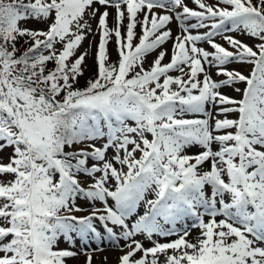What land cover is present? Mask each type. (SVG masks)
Returning <instances> with one entry per match:
<instances>
[{"label":"snow or ice","instance_id":"obj_1","mask_svg":"<svg viewBox=\"0 0 264 264\" xmlns=\"http://www.w3.org/2000/svg\"><path fill=\"white\" fill-rule=\"evenodd\" d=\"M105 245L264 264V0H0V264Z\"/></svg>","mask_w":264,"mask_h":264},{"label":"rangeland","instance_id":"obj_2","mask_svg":"<svg viewBox=\"0 0 264 264\" xmlns=\"http://www.w3.org/2000/svg\"><path fill=\"white\" fill-rule=\"evenodd\" d=\"M190 6H192V5H190ZM171 27L173 29V33L175 34L176 31H177V28H176L175 23H173L171 25ZM137 32H139V28H137ZM98 39H99V37L97 36L96 37V42H98ZM217 40H218V42L223 43V41L220 40L219 37L217 38ZM87 43L88 42L86 41L85 42V47H87ZM165 47L168 48V49H171V42H169L168 44H166ZM109 50H110V52L112 54V58L115 59L116 58V53H115V45H114V42H112V43L109 44ZM169 55H170V53H169ZM154 56H155V54H153L152 56H150L148 58L149 63L154 59ZM164 62L165 63L168 62V57L165 58V61ZM88 64H89V67H95L94 65H92V61L91 60H89ZM145 66L147 67L148 64H146ZM176 74L177 73H173V75H176ZM80 214H84V213H80ZM195 235H196V230L193 231V234H192V236L189 237V239H192L193 236H195ZM169 239H176V237L173 236V237H170ZM161 242H164V241L162 240ZM92 247L95 248L96 245L93 244ZM107 255H108V258H109V263L108 264H115V260H116L117 256L119 255V253L116 250H114V249L108 247L107 245H105V251L104 252H100V253H96L95 254V256H94V264H103V257L104 256H107ZM81 259H83V258H81Z\"/></svg>","mask_w":264,"mask_h":264},{"label":"trees","instance_id":"obj_3","mask_svg":"<svg viewBox=\"0 0 264 264\" xmlns=\"http://www.w3.org/2000/svg\"><path fill=\"white\" fill-rule=\"evenodd\" d=\"M95 67H89L88 68V70L86 71V73H85V77L84 78H81V80H80V86H83L84 85V83H85V80L89 77V76H91V75H93L94 73H95Z\"/></svg>","mask_w":264,"mask_h":264},{"label":"bare ground","instance_id":"obj_4","mask_svg":"<svg viewBox=\"0 0 264 264\" xmlns=\"http://www.w3.org/2000/svg\"><path fill=\"white\" fill-rule=\"evenodd\" d=\"M107 257H108V255H107ZM98 260V259H97ZM108 263H109V258H108Z\"/></svg>","mask_w":264,"mask_h":264}]
</instances>
